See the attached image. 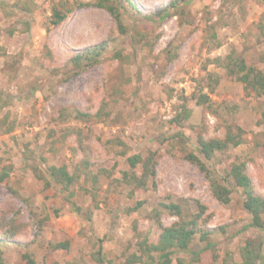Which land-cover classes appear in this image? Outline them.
Returning <instances> with one entry per match:
<instances>
[{
  "label": "rangeland",
  "instance_id": "rangeland-1",
  "mask_svg": "<svg viewBox=\"0 0 264 264\" xmlns=\"http://www.w3.org/2000/svg\"><path fill=\"white\" fill-rule=\"evenodd\" d=\"M93 1L0 0L6 264H27L24 253L39 264H98V238L109 259L138 264L143 238L157 242L163 226L193 219L199 203L206 211L197 233L188 250H175L173 264L178 258L186 264L241 262L248 240L264 243V228L249 226L252 216L238 188L221 203L205 172L185 156L198 154L218 179L231 162H245L264 196V96L246 90L217 61L241 56L264 69V0H112L123 29L109 10L87 4ZM66 6L72 12L54 25L53 8ZM102 44L98 62L73 59ZM214 72L219 83L211 92L205 84ZM203 85L208 104L197 103ZM183 102L191 114L179 124ZM229 124L242 128V143L203 158L199 136L221 138ZM151 152L156 176L142 188L126 183L124 171L142 173L128 158ZM52 165L77 173L72 189L80 211L50 176ZM62 241L70 242L68 249L53 248ZM207 242L214 247L202 251Z\"/></svg>",
  "mask_w": 264,
  "mask_h": 264
},
{
  "label": "trees",
  "instance_id": "trees-1",
  "mask_svg": "<svg viewBox=\"0 0 264 264\" xmlns=\"http://www.w3.org/2000/svg\"><path fill=\"white\" fill-rule=\"evenodd\" d=\"M112 0H94L92 3L87 4L97 5L109 10L119 21L121 29H123L122 21L120 20L119 9L114 6ZM132 3V0H126ZM72 8L66 6L65 10H61L58 7L53 8L52 23L54 25L61 24L72 12ZM104 51V46L96 45L86 48L83 52L78 53L73 59L81 64L83 59H86L88 64L96 63L100 60V56ZM178 56L169 54V58L174 59ZM222 61L223 65L227 68V72L230 76L237 81L244 84V88L250 92H253L257 96H264V69L258 68L254 65H250L243 57L228 55L225 59L218 58L217 61ZM224 60V61H223ZM219 83V75L212 73V81L205 84L209 88V91H214V88ZM199 90L197 97L198 104H208L211 102L210 94L204 92V87ZM5 101V100H4ZM3 105L0 99V106ZM184 113L179 114L175 120L177 123H181L182 119L188 118L191 114V110L183 102L181 105ZM181 117V120L179 119ZM183 117V118H182ZM5 121V120H4ZM13 130V126L9 128V131ZM182 132H177L179 136ZM243 141V130L239 126L233 124L227 125L225 135L221 138L211 137L209 139L204 138L202 135L198 138L199 151L203 158L212 160L217 152H223L228 149L229 146H237ZM189 161L197 165L211 181V187L213 193L221 203H229L230 195L235 188H238L243 198L244 208L251 214L252 221L250 227L264 228V196L257 193L253 184L252 177L246 170L245 162H231L227 170L226 177L217 178L213 171L209 168L205 160H203L198 154L193 151H188L185 156ZM128 161L133 169L137 165H142V173L137 174L135 170L124 171V181L128 184L134 185V188H142L148 185L150 178L155 177L156 171V158L154 152H151L148 156L143 157L140 154H135L128 158ZM50 176L61 187L69 191L68 201L71 202L73 208L78 212L81 207L73 199L75 194L72 186L76 182L78 176L76 172L70 171L66 165H52L48 167ZM9 176V172L6 170L0 171V184L4 182ZM175 207L171 204L169 207ZM206 211V206L199 203V212L196 216L187 221L179 222L173 226H163L159 240L154 243H150L146 237L141 242V248L139 255H135L136 262L138 264H173V254L175 250H188L190 244L197 233L198 221L203 217ZM201 238L205 241H209L208 233L206 231L201 232ZM0 241V264H6L4 252L1 247ZM103 239L98 238L95 240L97 243L94 252L95 260L98 264H119L109 259L103 250ZM70 246L69 241H62L53 244L55 249H68ZM214 247L211 242H207L206 247L202 250H210ZM194 259H201L202 252H194ZM214 257H216L213 254ZM23 257L27 260V264H39L29 253H24ZM241 262H234V264H264V243L256 239H250L246 242L241 250ZM179 264H186L182 258L177 259ZM133 261L129 260V263L133 264Z\"/></svg>",
  "mask_w": 264,
  "mask_h": 264
}]
</instances>
